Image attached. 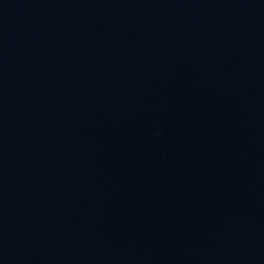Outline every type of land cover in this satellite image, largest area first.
<instances>
[{
  "label": "water",
  "instance_id": "water-1",
  "mask_svg": "<svg viewBox=\"0 0 264 264\" xmlns=\"http://www.w3.org/2000/svg\"><path fill=\"white\" fill-rule=\"evenodd\" d=\"M100 44L264 148V0H47Z\"/></svg>",
  "mask_w": 264,
  "mask_h": 264
}]
</instances>
